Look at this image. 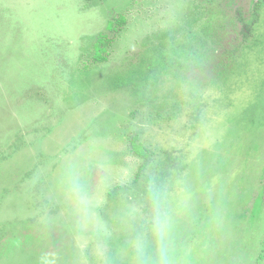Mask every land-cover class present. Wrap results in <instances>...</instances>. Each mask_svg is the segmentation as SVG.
I'll return each instance as SVG.
<instances>
[{
	"label": "rangeland",
	"instance_id": "1",
	"mask_svg": "<svg viewBox=\"0 0 264 264\" xmlns=\"http://www.w3.org/2000/svg\"><path fill=\"white\" fill-rule=\"evenodd\" d=\"M250 2L0 0V264H264V7L256 42L235 19ZM132 134L155 154L137 181Z\"/></svg>",
	"mask_w": 264,
	"mask_h": 264
},
{
	"label": "trees",
	"instance_id": "2",
	"mask_svg": "<svg viewBox=\"0 0 264 264\" xmlns=\"http://www.w3.org/2000/svg\"><path fill=\"white\" fill-rule=\"evenodd\" d=\"M86 1L92 2L94 0H86ZM125 25H126V18L121 13L114 15L108 21L105 30L100 32L96 36L90 48V55L87 59V62H89L91 66L99 65L107 61L110 55V49L115 43L118 35L122 32ZM128 153L142 161L141 165L138 168L136 178L134 180L137 181L138 176L143 171H145V169H147L148 166L152 163L155 154L150 149V147L146 146L145 144H143V142L139 140L136 134H132L129 138ZM166 160H171L170 156H167ZM121 188L122 187L117 186L114 188V191ZM109 194H110L109 198L111 199L113 194L112 192H109Z\"/></svg>",
	"mask_w": 264,
	"mask_h": 264
},
{
	"label": "flooded vegetation",
	"instance_id": "3",
	"mask_svg": "<svg viewBox=\"0 0 264 264\" xmlns=\"http://www.w3.org/2000/svg\"><path fill=\"white\" fill-rule=\"evenodd\" d=\"M245 7L246 6L238 8V10H236L237 13L235 17L240 26L239 35L242 37L243 41L241 43L248 42L251 39L255 40L256 37L260 36L257 35L255 24L257 23L260 12L264 7V0H251L249 7ZM239 47V44L235 45L231 42L230 45L222 51L223 57L225 56L226 59L231 60L232 57L238 53Z\"/></svg>",
	"mask_w": 264,
	"mask_h": 264
}]
</instances>
